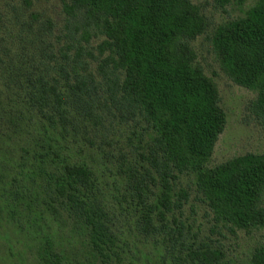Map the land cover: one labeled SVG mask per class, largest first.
Instances as JSON below:
<instances>
[{"label": "trees", "instance_id": "trees-1", "mask_svg": "<svg viewBox=\"0 0 264 264\" xmlns=\"http://www.w3.org/2000/svg\"><path fill=\"white\" fill-rule=\"evenodd\" d=\"M59 1L65 31L0 8V197L50 230L31 232L38 263L228 264L185 206L195 194L219 230L264 227V153L208 165L226 114L192 46L205 15L191 0ZM210 42L264 120V0ZM9 174L25 194L2 193ZM245 264H264V243Z\"/></svg>", "mask_w": 264, "mask_h": 264}, {"label": "rangeland", "instance_id": "rangeland-1", "mask_svg": "<svg viewBox=\"0 0 264 264\" xmlns=\"http://www.w3.org/2000/svg\"><path fill=\"white\" fill-rule=\"evenodd\" d=\"M24 1L0 0V8L6 7L9 14L13 13V8L17 12L23 11L25 15L35 12L41 20L48 19L55 28L65 31V19L59 0H28L27 5ZM255 1L246 0L241 7L231 3L222 8L218 7L214 0H191L199 6L208 23L206 31L192 42V46L204 73L215 82L219 93V105L226 114L225 127L214 145L209 166H215L245 153H264V120L257 117L251 109L256 93L236 84L223 72L210 42L212 31L217 25L242 16ZM59 34L61 35V32ZM98 41L99 39L92 38L91 44L95 45ZM2 106L5 108L0 96V110ZM6 130H9L8 125L0 124V133L7 135ZM6 135L5 143L11 149L14 142ZM9 173L12 176L15 174L13 170ZM10 174L8 179H4L2 193L8 195L10 189L14 192L18 189L19 193L25 194L26 182L22 176L17 175L19 180L16 183L17 187L11 188L9 184L13 181H10ZM262 205L264 206V194ZM34 215V212H30L24 204L18 202L12 206L7 205L5 198L0 197V264H39L37 245L32 239L31 232H42L43 235L49 234L50 230L34 224ZM185 215L191 218L194 226H200L203 234L217 240L228 264H245L253 247L264 243V227L250 233L241 230L232 233L225 229L213 228L209 210L196 200L195 194L191 195L189 203L185 206Z\"/></svg>", "mask_w": 264, "mask_h": 264}]
</instances>
